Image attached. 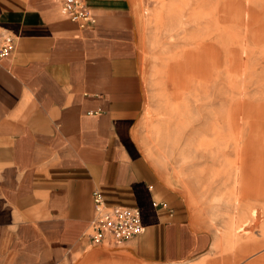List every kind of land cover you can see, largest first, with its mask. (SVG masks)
Segmentation results:
<instances>
[{
  "label": "crops",
  "instance_id": "obj_1",
  "mask_svg": "<svg viewBox=\"0 0 264 264\" xmlns=\"http://www.w3.org/2000/svg\"><path fill=\"white\" fill-rule=\"evenodd\" d=\"M86 3L95 22L81 28L59 0H0V27L16 45L0 61V264H79L95 191L107 207L139 210L144 231L123 244L136 261L185 262L207 240L137 141L139 2ZM231 226L228 248L263 246L242 243V226Z\"/></svg>",
  "mask_w": 264,
  "mask_h": 264
},
{
  "label": "rangeland",
  "instance_id": "obj_2",
  "mask_svg": "<svg viewBox=\"0 0 264 264\" xmlns=\"http://www.w3.org/2000/svg\"><path fill=\"white\" fill-rule=\"evenodd\" d=\"M138 2L145 107L137 141L207 240L177 264H264V196L253 194L264 185V0ZM231 225L242 226V243L263 246L228 248L221 238ZM88 249L79 264H145L123 244Z\"/></svg>",
  "mask_w": 264,
  "mask_h": 264
},
{
  "label": "built area",
  "instance_id": "obj_3",
  "mask_svg": "<svg viewBox=\"0 0 264 264\" xmlns=\"http://www.w3.org/2000/svg\"><path fill=\"white\" fill-rule=\"evenodd\" d=\"M59 3L62 13L81 28L95 22L86 0H59ZM15 46L14 36L0 27V61L9 59ZM92 201L93 218L85 234L91 245L124 244L143 233L138 209L107 207L98 191L93 192Z\"/></svg>",
  "mask_w": 264,
  "mask_h": 264
},
{
  "label": "bare ground",
  "instance_id": "obj_4",
  "mask_svg": "<svg viewBox=\"0 0 264 264\" xmlns=\"http://www.w3.org/2000/svg\"><path fill=\"white\" fill-rule=\"evenodd\" d=\"M240 144V143H239ZM236 146V145H235ZM249 165L252 167V164L249 162ZM237 166H238V164H237ZM257 167H259V165L257 166ZM263 167H264V165H263ZM248 171V163H246L245 164V167H244V177H245V175H246V172ZM261 172H262V170H261ZM261 174V173H260ZM238 180V179H237ZM248 180V179H247ZM262 180V179H261ZM249 181V180H248ZM238 182V181H237ZM237 185V184H236ZM246 186H248L247 185V183H246ZM255 187V186H254ZM260 187V186H259ZM243 194H245V193H243ZM250 216H252V217H255L256 216V213H255V211H253L252 210V212H251V215Z\"/></svg>",
  "mask_w": 264,
  "mask_h": 264
}]
</instances>
